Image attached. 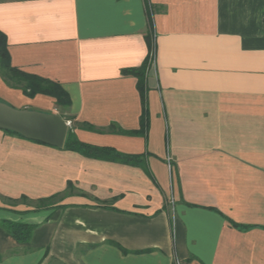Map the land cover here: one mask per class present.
Returning a JSON list of instances; mask_svg holds the SVG:
<instances>
[{
  "label": "crops",
  "instance_id": "obj_1",
  "mask_svg": "<svg viewBox=\"0 0 264 264\" xmlns=\"http://www.w3.org/2000/svg\"><path fill=\"white\" fill-rule=\"evenodd\" d=\"M151 27L132 133L144 107L122 71L147 61ZM0 31L14 67L66 90L80 141L144 163L0 129V264H264V0H0ZM0 100L62 114L1 76Z\"/></svg>",
  "mask_w": 264,
  "mask_h": 264
},
{
  "label": "trees",
  "instance_id": "obj_2",
  "mask_svg": "<svg viewBox=\"0 0 264 264\" xmlns=\"http://www.w3.org/2000/svg\"><path fill=\"white\" fill-rule=\"evenodd\" d=\"M147 43L149 51L152 50L153 45L151 43L150 34L147 35ZM147 67V61L140 67L124 69L122 72L124 74H132L137 78V88L142 101V106L144 107L142 116L140 118V129L137 131H131L132 133L143 132L146 128L147 120L145 116V72ZM0 76L3 81L14 88H20L26 95L32 96L36 93L48 94L55 99V104L61 111L62 117L70 119L71 117L65 115L64 112L68 109L70 105V98L66 90H64L60 84L25 73L11 64L10 55L7 49V42L5 35L0 31ZM13 132L11 130H7ZM15 133V132H13ZM18 134V133H16ZM20 135V134H18ZM21 136V135H20ZM23 137V136H22ZM42 143V142H41ZM63 148L77 151L87 156L118 160L126 164L140 165L143 166L144 163L141 160L140 155L136 154H123L110 147L105 146H95L85 142L80 141L72 128L67 129ZM70 184V183H69ZM69 186V185H68ZM64 197L63 194H52L47 197L37 199L39 205L35 206L34 209L51 208L58 203H53V199L57 197ZM233 226H238V224L230 220ZM4 226L7 231L19 242H27L31 236L32 229L34 225L22 222H15L10 220L3 221ZM249 227L248 225L244 226Z\"/></svg>",
  "mask_w": 264,
  "mask_h": 264
},
{
  "label": "water",
  "instance_id": "obj_3",
  "mask_svg": "<svg viewBox=\"0 0 264 264\" xmlns=\"http://www.w3.org/2000/svg\"><path fill=\"white\" fill-rule=\"evenodd\" d=\"M0 129L55 147H62L67 121L56 112L16 108L0 100Z\"/></svg>",
  "mask_w": 264,
  "mask_h": 264
},
{
  "label": "built area",
  "instance_id": "obj_4",
  "mask_svg": "<svg viewBox=\"0 0 264 264\" xmlns=\"http://www.w3.org/2000/svg\"><path fill=\"white\" fill-rule=\"evenodd\" d=\"M150 39H151V43L153 45L152 50L149 52L148 57H147V66L148 67H154L155 66V39H156V32L154 30L153 27L150 28ZM68 125H69V121H67ZM167 165L168 168H170V159L167 158ZM176 264H181L180 262H176Z\"/></svg>",
  "mask_w": 264,
  "mask_h": 264
},
{
  "label": "rangeland",
  "instance_id": "obj_5",
  "mask_svg": "<svg viewBox=\"0 0 264 264\" xmlns=\"http://www.w3.org/2000/svg\"><path fill=\"white\" fill-rule=\"evenodd\" d=\"M64 195H65V194H64ZM62 199H63V198L59 196V197L53 199L52 202H53V203H58V202H60ZM28 205H31V206H37V205H39V203L36 201V202L28 203Z\"/></svg>",
  "mask_w": 264,
  "mask_h": 264
}]
</instances>
